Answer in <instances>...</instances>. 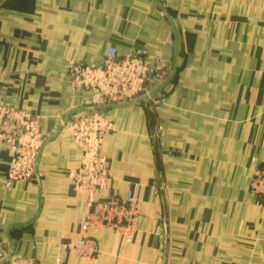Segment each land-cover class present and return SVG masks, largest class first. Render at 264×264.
Masks as SVG:
<instances>
[{"label": "crops", "instance_id": "0c3cea01", "mask_svg": "<svg viewBox=\"0 0 264 264\" xmlns=\"http://www.w3.org/2000/svg\"><path fill=\"white\" fill-rule=\"evenodd\" d=\"M110 46L158 63L152 96L106 106L109 178L97 197L133 192L132 240L91 237L89 206L71 172L84 154L65 123L92 110L95 90L70 84L73 64ZM0 87L40 117L35 174L11 177L0 142V264H264V199L249 183L264 167V0H0Z\"/></svg>", "mask_w": 264, "mask_h": 264}, {"label": "built area", "instance_id": "2783aa9c", "mask_svg": "<svg viewBox=\"0 0 264 264\" xmlns=\"http://www.w3.org/2000/svg\"><path fill=\"white\" fill-rule=\"evenodd\" d=\"M163 69L139 53L121 55L110 46L99 64H73L69 72L70 84L95 90L92 110L80 112L66 122V130L84 148L80 165L71 172L76 188L87 195L89 211L84 221V238L65 245L84 257H92L96 242L91 233L97 229H112L127 240L134 237L139 210L133 192L124 198L97 197L109 178V159L101 151L104 135L112 128L105 110L111 104L141 100L151 86L162 77ZM0 87V142L7 143L14 152L10 175L28 179L35 174L38 155L44 142L40 117L19 109L4 96ZM7 100V101H6ZM251 191L264 199V167L258 168L249 183ZM6 264H38L28 258L12 257ZM56 264H64L58 260Z\"/></svg>", "mask_w": 264, "mask_h": 264}, {"label": "rangeland", "instance_id": "374dc122", "mask_svg": "<svg viewBox=\"0 0 264 264\" xmlns=\"http://www.w3.org/2000/svg\"><path fill=\"white\" fill-rule=\"evenodd\" d=\"M162 76H164V74H165V71L163 70V72H162ZM163 78V77H162ZM160 79H161V76H160ZM157 81H159V80H157ZM153 94H152V91H148V93H146L145 94V97L146 98H144V100L145 99H149V98H151V96H152ZM137 100V99H136ZM136 100H131V101H136ZM7 101V100H6ZM10 102V101H9ZM128 102V101H127ZM121 103V102H120ZM124 103V102H123ZM11 104H13V103H11ZM115 104H118V103H115ZM13 105H15V104H13ZM16 106V105H15ZM17 107V106H16ZM19 108V107H18ZM20 109V108H19ZM105 110H106V108H105ZM107 112V111H106ZM108 113V112H107ZM72 118V117H71ZM66 124V123H65ZM9 261V260H8ZM7 261V262H8ZM7 262H5V264L7 263Z\"/></svg>", "mask_w": 264, "mask_h": 264}]
</instances>
